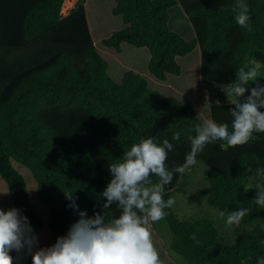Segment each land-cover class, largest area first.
<instances>
[{"label": "trees", "instance_id": "16d2710c", "mask_svg": "<svg viewBox=\"0 0 264 264\" xmlns=\"http://www.w3.org/2000/svg\"><path fill=\"white\" fill-rule=\"evenodd\" d=\"M64 2L0 0V207L22 209L42 247L79 218L67 207L64 191L75 192L79 207L93 215L101 211L99 194L111 178L110 160L120 159L142 138L162 143L179 132L166 160L174 168L190 151L195 125L204 123L194 101L164 95L133 70L116 82L93 39L86 0H78L67 15ZM242 2L251 33L235 21ZM176 5L194 27L191 39L169 26ZM112 14L125 26L103 45L118 52L126 43L148 48L149 72L159 80L181 74L178 57L200 47L201 79L218 88L212 92L210 122L227 124L231 131L235 106L222 89L235 84L238 71H247L252 62L264 75V0H115ZM197 160L207 166L209 185L202 192L209 204L224 214L246 208L242 221L250 228L229 245L214 221L182 220L172 207L164 218L173 232L167 248L184 264H257L264 257V209L256 205L248 181L264 166V134L235 147L208 145ZM190 171L174 175L165 200L184 190ZM103 211L107 220L120 214L115 204ZM151 227L157 230L156 223ZM24 264H31V257Z\"/></svg>", "mask_w": 264, "mask_h": 264}, {"label": "clouds", "instance_id": "9594fccd", "mask_svg": "<svg viewBox=\"0 0 264 264\" xmlns=\"http://www.w3.org/2000/svg\"><path fill=\"white\" fill-rule=\"evenodd\" d=\"M248 13L247 5L240 3L235 21L251 33ZM259 68L257 62H252L247 71H238L235 84L222 89L228 102L235 106L230 112L231 131L227 124H196L183 164L171 169L166 166L168 153L174 151L173 141L180 140L179 132L173 134L171 141L164 139L162 143L151 137L142 138L120 159L107 164L111 178L99 194L103 199L101 211L89 215L86 208L79 207L75 192L64 191L67 207L79 218L51 245L40 246L39 236L22 209L0 207V264H24L28 257L31 264H161L151 226L163 220L166 210L175 203L172 197L163 198L165 186L171 184L175 174H183L194 165L197 155H202L208 145L235 147L247 143L256 133L264 134V83L260 82L264 75ZM253 82L256 87L250 88ZM153 177L158 182L153 183ZM256 177L264 181V166L257 169ZM255 190V203L264 209V183H257ZM113 204L120 214L107 220L103 210ZM247 211H231L224 220L225 226H239ZM192 243L196 244L195 237ZM257 264H264V257H258Z\"/></svg>", "mask_w": 264, "mask_h": 264}, {"label": "rangeland", "instance_id": "374dc122", "mask_svg": "<svg viewBox=\"0 0 264 264\" xmlns=\"http://www.w3.org/2000/svg\"><path fill=\"white\" fill-rule=\"evenodd\" d=\"M71 1L73 2V6L75 0ZM105 2L106 0H89V8L91 9V7L93 5L95 6V4L98 7L103 5L100 10L101 14L97 15L95 19H99L100 21L106 23L107 25L104 28L107 32H110V29H112V32L117 25H119V20L122 25H124V23L122 22L121 16H118L117 18L119 19L115 20L116 18H114L115 16L113 17L109 8L111 2ZM62 12L65 15L66 12ZM184 13L185 12L180 5L170 8L169 26L172 30L180 33L185 38L191 39L195 36V30ZM91 22L92 25H95L94 21L91 20ZM95 35L96 38L99 37L97 33H95ZM99 40L100 39H98V42L96 43L97 48L103 57L109 62L108 71L116 82L120 83L123 77V72H117V69H122V65L126 66V64H131L132 66L137 67L140 71L143 70L146 72L147 76L145 77L148 79L151 88L159 90L166 96H172L179 99H190L194 101L196 110L203 122H210L209 106L210 102L213 101L212 92H216L218 88L214 89L213 85L204 83L201 79L200 47L197 46L186 56L178 57V61L182 66L181 74H171L169 75L168 80L162 81L151 75L149 72L148 65L150 60V51L148 48H137L126 43L122 45L123 51L118 52L114 48L104 46ZM115 55H117V58H115ZM206 168V164L200 160H197L196 163L191 166V171L188 175L184 190L175 192L174 194L173 198L175 203L173 208L177 216L182 220H193L203 217L211 219L215 222L220 232L223 234L226 243H229L230 245L235 243L238 236L249 229L250 226L245 224L242 220L239 226L231 228L225 226L224 220L228 214H224L216 207L210 205L207 201V197L202 192V190L207 188L209 185V182L205 178ZM257 183H264V181L257 178L256 174H253L248 181V186L255 187ZM156 229L157 230H154L151 227V233L153 243L160 254L161 262L170 261L174 264L186 263L184 261H179L180 259L184 260L181 255L177 252L170 251L167 248V245L173 238V232L168 223L164 219L158 221L156 222Z\"/></svg>", "mask_w": 264, "mask_h": 264}, {"label": "crops", "instance_id": "0c3cea01", "mask_svg": "<svg viewBox=\"0 0 264 264\" xmlns=\"http://www.w3.org/2000/svg\"><path fill=\"white\" fill-rule=\"evenodd\" d=\"M77 1H78V0H75V1H74V4H73V6L71 7V9H72L73 7H75ZM102 1H103V0H102ZM107 2H111V4L109 5V8H110V10H111V12H112L113 7L115 6V0H106L105 3H107ZM102 7H103V5H101V7H98V6L95 4V6L93 5V6L91 7V9H90V8H89V0H86V10H87V16H88L89 26H90V29H91L92 36H93V39H94V41H95V44L98 42V41H97L98 39H100L99 41H100V43H102V40H103L104 38L109 37V36L112 34V32H113L114 30L120 29V28H122V27L125 26V25H122L121 22H120V20H119V22H118L119 25H117V27H116L112 32H111L112 29H110V32H107L106 29L104 28L107 24L104 23V22H102V21H100L99 19H98V20L95 19V17H96L97 15H100V14H101V11H100V10L102 9ZM71 9H70V10H71ZM70 10L67 11V12H70ZM112 15H113V14H112ZM114 16H115V15H113V17H114ZM117 17H118V16H115V17H114V18H116L115 20L119 19V18H117ZM92 18H93V19H92ZM91 20L94 21L95 25H92V24H91V23H92ZM122 22H123V21H122ZM94 31H95V32H94ZM95 33H97V35H99L98 38H96ZM96 46H97V44H96ZM122 51H123V50H122ZM122 51H121V52H122ZM105 52H106V51H105ZM107 53H109V52H107ZM117 54H119V53H117ZM115 58H117V55H115ZM121 68H122V69H120V68L117 69V72H123V74H124L125 71H127V70H133V71H135V72H137V73H140L141 75L147 76V74H146L145 71H143V70L140 71L137 67L132 66L131 64H126V66H125V65H122ZM122 78H123V77H122Z\"/></svg>", "mask_w": 264, "mask_h": 264}, {"label": "bare ground", "instance_id": "6f19581e", "mask_svg": "<svg viewBox=\"0 0 264 264\" xmlns=\"http://www.w3.org/2000/svg\"><path fill=\"white\" fill-rule=\"evenodd\" d=\"M72 1L71 0H66L65 2H64V4H63V11L64 12H67L68 11V9L69 8H71V6H72ZM71 4V5H70ZM70 5V6H69Z\"/></svg>", "mask_w": 264, "mask_h": 264}]
</instances>
